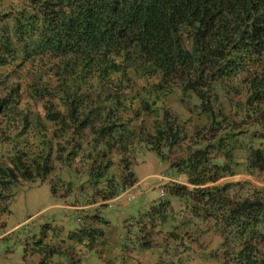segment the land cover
Masks as SVG:
<instances>
[{
	"label": "rangeland",
	"instance_id": "1",
	"mask_svg": "<svg viewBox=\"0 0 264 264\" xmlns=\"http://www.w3.org/2000/svg\"><path fill=\"white\" fill-rule=\"evenodd\" d=\"M26 4L0 0V36L11 37L14 17ZM31 60L0 66V165L10 166L20 150L27 164L34 158L41 166L49 154L52 168L47 174L36 169L29 179L18 173L0 184V264H226L216 219L207 214L199 190L230 184L228 194L240 199L264 189V171L246 162V145L264 136V122L253 112L240 121L235 106L244 101V79L255 67L216 89L229 122L225 128L242 132L235 142L224 139L216 147L215 138H227L225 130L208 129L198 99L180 87L156 91L158 78L132 70L125 78L112 77L108 94H120L121 101L110 118L125 123L105 142L91 127L79 128L60 104L55 109L65 124L53 123L29 86L37 75L50 78L51 60ZM96 91L92 98L101 103L105 95ZM164 110L174 117L180 137L158 156L147 140L157 135L154 121ZM225 142L236 163L215 182L189 183L175 165H183L198 144L210 163L229 162ZM89 233L97 239L90 241Z\"/></svg>",
	"mask_w": 264,
	"mask_h": 264
},
{
	"label": "trees",
	"instance_id": "2",
	"mask_svg": "<svg viewBox=\"0 0 264 264\" xmlns=\"http://www.w3.org/2000/svg\"><path fill=\"white\" fill-rule=\"evenodd\" d=\"M43 57L51 60L50 78L37 75L29 86L44 101L46 118L63 126L55 109L60 104L79 128L91 127L104 142L125 123L110 118L121 101L120 94H108L115 86L112 77L125 78L129 70L158 78L156 91L180 87L198 99L196 108L206 117L208 129L225 130L227 138L218 136L213 144L221 147L224 139L235 142L242 132L240 127L225 128L229 122L219 109L216 89L254 66L251 78L244 79L246 97L235 104L236 114L243 121L258 113L264 122V0H27L14 17L11 37L0 36V66ZM95 89L98 96L105 95L101 103L92 98ZM169 113L164 110L162 119L154 121L157 135L148 136L158 156L180 137ZM228 145L225 142V153ZM246 146L247 168L264 171V136ZM19 151L10 166L0 165V184L19 175L29 179L36 169L50 172L49 154L41 166L34 158L27 164L26 154ZM226 156L229 162L210 163L205 146L198 144L183 165H175L189 183L204 185L232 173L236 161L230 153ZM229 187L199 190L207 214L216 219L225 263L264 264V189L234 199ZM96 236L88 234L90 241Z\"/></svg>",
	"mask_w": 264,
	"mask_h": 264
},
{
	"label": "crops",
	"instance_id": "3",
	"mask_svg": "<svg viewBox=\"0 0 264 264\" xmlns=\"http://www.w3.org/2000/svg\"><path fill=\"white\" fill-rule=\"evenodd\" d=\"M125 204H127V203H126L125 201L122 200V205H125Z\"/></svg>",
	"mask_w": 264,
	"mask_h": 264
},
{
	"label": "clouds",
	"instance_id": "4",
	"mask_svg": "<svg viewBox=\"0 0 264 264\" xmlns=\"http://www.w3.org/2000/svg\"><path fill=\"white\" fill-rule=\"evenodd\" d=\"M127 188H128V186L126 187V189L125 190H127ZM162 193V192H161ZM131 200V199H130Z\"/></svg>",
	"mask_w": 264,
	"mask_h": 264
}]
</instances>
